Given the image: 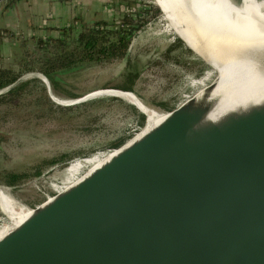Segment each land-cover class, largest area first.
<instances>
[{
  "label": "water",
  "instance_id": "95a60500",
  "mask_svg": "<svg viewBox=\"0 0 264 264\" xmlns=\"http://www.w3.org/2000/svg\"><path fill=\"white\" fill-rule=\"evenodd\" d=\"M168 2L180 20L184 1ZM206 95L137 138L146 121L68 202L24 205L0 264H264V96L216 116Z\"/></svg>",
  "mask_w": 264,
  "mask_h": 264
},
{
  "label": "rangeland",
  "instance_id": "374dc122",
  "mask_svg": "<svg viewBox=\"0 0 264 264\" xmlns=\"http://www.w3.org/2000/svg\"><path fill=\"white\" fill-rule=\"evenodd\" d=\"M156 1L129 0L123 4L130 11H145L144 2ZM83 2L72 1L74 15L69 26L80 30L101 20L120 25L123 14L120 7L117 6L118 15L104 20L101 19L106 16L104 13H95ZM33 3L22 0L19 11L0 6V29H8L14 35V39L5 36L0 42V65L21 71L20 82L33 80L19 96L8 102L0 101V188L8 190L23 205L36 207L51 202V198L74 196L76 187L93 177L145 124L133 111V107L138 108L124 98L108 95L86 98L127 83L128 65L139 74L134 90L142 102L165 112L167 109L159 103L166 104L170 110L181 108L192 99H202L215 92L236 71L237 63L228 62L222 51L213 49L206 41L197 42L180 35L187 23L182 12L180 20L172 10L157 17L143 12L142 18L136 17L140 28L131 37L127 59L82 58L76 65L62 68L64 72L58 74L56 88L51 83L47 86L40 78L44 76L42 72L29 70L30 61L36 69L39 67L38 63L34 64L37 57L32 56L36 52L31 26ZM78 12L82 19H76ZM212 82L216 87L207 93ZM9 91L8 88L0 91V97ZM62 99L80 101L64 105L58 102ZM147 131L145 126L137 138ZM63 155L71 158L47 165ZM38 168H42V173L34 175ZM7 172L30 176L10 189L4 187ZM5 212L0 204V238L17 226L18 219Z\"/></svg>",
  "mask_w": 264,
  "mask_h": 264
},
{
  "label": "bare ground",
  "instance_id": "6f19581e",
  "mask_svg": "<svg viewBox=\"0 0 264 264\" xmlns=\"http://www.w3.org/2000/svg\"><path fill=\"white\" fill-rule=\"evenodd\" d=\"M183 1L185 3V7L182 6L183 14L187 21L184 29L188 28L190 37L197 42H208L213 49L222 51L227 56L228 62L237 63L236 71L228 77L225 84L209 95L214 102V107L216 106L212 111L214 115L221 116L228 109L246 103L252 95L259 94L258 96L263 97L264 64L261 66V63H264V0ZM190 8H193L195 19H193V12L189 10ZM235 77L237 78L235 79ZM234 79L235 81L229 84ZM107 95L124 98L136 105L153 122L148 127V131L157 127L173 111L166 110L165 112L161 109L151 108L133 93L114 89L100 90L86 98ZM79 101L58 100L60 104L64 105ZM148 143L151 145L146 149L145 159L139 164L141 169L146 170L152 167L156 151L153 142ZM72 197L74 196L51 198V202L55 200L57 204L58 201L66 203ZM21 203L13 198L8 190L0 188V204L6 212L19 220L15 221L17 226L33 213L32 209Z\"/></svg>",
  "mask_w": 264,
  "mask_h": 264
},
{
  "label": "trees",
  "instance_id": "16d2710c",
  "mask_svg": "<svg viewBox=\"0 0 264 264\" xmlns=\"http://www.w3.org/2000/svg\"><path fill=\"white\" fill-rule=\"evenodd\" d=\"M16 1L17 0H13L6 4V6L8 8L12 7ZM134 5L135 4L132 2V6ZM150 5L159 16L171 11L168 0H157L156 3H150ZM144 10L145 11H130L122 9L123 14L120 17V25L108 21H97L93 25L83 26L80 30H77V28L73 26L61 28L58 35L46 36V39L44 37L35 36L36 52L34 53L35 55L32 56L37 57L34 64L38 63L39 67L36 69V67L33 66V61H30L32 66L29 70H38L42 72L43 75L49 79L51 85L56 88L59 82L58 74L64 72L62 68L74 65L75 62H78V60L82 58L86 60L95 58L97 61H112L119 58L127 59L131 37L138 28H140L136 17L142 18V15H144L143 12L148 16H153L146 7H144ZM180 35L183 38L189 39L190 33L188 28L180 30ZM5 36L14 39V35H12L8 29H0V42ZM70 45L71 47H69ZM49 48H54L55 51L52 52ZM22 61H25V59ZM128 63H130V59ZM126 73H128L129 76L127 78V83L116 86L115 88L135 92L134 86L139 74L133 71L131 65H128ZM22 74L21 71H17L14 68L2 67L0 65V90L16 84L7 94L0 97L1 102H8V100L19 96L28 84L33 81L20 82ZM159 105H163V108L169 111L172 110L164 103H159ZM133 111L136 113V116L140 117L142 123L147 121L146 126L149 127L153 123L144 114L139 113V110L135 107H133ZM70 158V155H63L47 162V165L57 164L69 160ZM41 173L42 168H38L34 175H40ZM29 176L30 174L28 173L7 172L5 174V185L15 186Z\"/></svg>",
  "mask_w": 264,
  "mask_h": 264
},
{
  "label": "crops",
  "instance_id": "0c3cea01",
  "mask_svg": "<svg viewBox=\"0 0 264 264\" xmlns=\"http://www.w3.org/2000/svg\"><path fill=\"white\" fill-rule=\"evenodd\" d=\"M72 1L73 0H33V21L31 22V26L35 32L34 36L37 34L39 37H42V35L45 37L53 36L61 28L68 27L74 15L72 11ZM109 1L110 0H84L83 3H85V6L93 8L97 14L99 12L104 13L106 16L101 19L105 20L107 17L112 18L118 15V7L126 9V5L123 3L129 0H115L116 4L113 0V3L111 2L108 4ZM21 2L22 0H17L14 5L9 8L6 5L2 6L8 8L9 11H13L14 9L19 11ZM95 6H98V9L95 8ZM82 10L83 6L80 4V11ZM76 19H82L79 17V12Z\"/></svg>",
  "mask_w": 264,
  "mask_h": 264
}]
</instances>
